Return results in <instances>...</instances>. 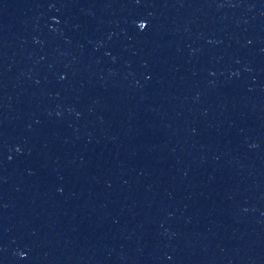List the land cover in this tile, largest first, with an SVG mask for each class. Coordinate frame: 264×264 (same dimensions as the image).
Wrapping results in <instances>:
<instances>
[{"label":"water","instance_id":"obj_1","mask_svg":"<svg viewBox=\"0 0 264 264\" xmlns=\"http://www.w3.org/2000/svg\"><path fill=\"white\" fill-rule=\"evenodd\" d=\"M0 264H264V0H0Z\"/></svg>","mask_w":264,"mask_h":264}]
</instances>
